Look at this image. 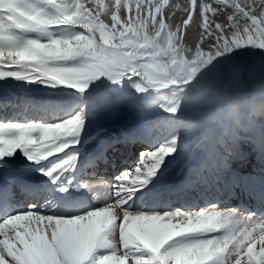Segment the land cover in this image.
Wrapping results in <instances>:
<instances>
[{
  "label": "snow or ice",
  "instance_id": "6c2138e0",
  "mask_svg": "<svg viewBox=\"0 0 264 264\" xmlns=\"http://www.w3.org/2000/svg\"><path fill=\"white\" fill-rule=\"evenodd\" d=\"M221 117L264 173V0H0V264H264V179L177 203Z\"/></svg>",
  "mask_w": 264,
  "mask_h": 264
},
{
  "label": "rangeland",
  "instance_id": "374dc122",
  "mask_svg": "<svg viewBox=\"0 0 264 264\" xmlns=\"http://www.w3.org/2000/svg\"><path fill=\"white\" fill-rule=\"evenodd\" d=\"M107 3H108V0H105V4H107ZM245 75L247 76V73H245ZM245 90L248 91V90H250V88H246ZM135 117L138 119H136ZM141 118L145 119L143 117H137V115L135 113H133L131 115L126 114V113H122L118 117H114L111 115L105 116L104 119L101 121V126L104 129L103 134H106L108 132H113V131L117 132L118 131L117 134L121 135L122 134L121 132H123L128 125H132L133 122L138 121ZM230 129H231V122L229 120L223 118V117H221L219 120H213L211 123H207V124L202 125L194 137L189 136L188 141L185 144V151L179 159V166L183 167L186 170H189L190 166L192 164L200 163V162H201L200 164H202V162H203L202 165H204V163H205L206 167L209 166L208 168H210V170L212 172V177L220 175L222 177L225 176L228 178L229 176H226V175H230V172H232L233 168H236V167H237V170H239V172L240 171H242V172L250 171L251 172L254 170L256 174H259V175L264 174V173H261V171H260V165L257 163V158H258V157H256L257 153L255 151H253L252 144L249 142H246L243 139L240 140V142H238V146L236 144H234L232 141V138H231ZM153 132H154V134H158V130H156V129H153ZM239 134H241V136L248 135L247 133H244L242 131L239 132ZM240 144L244 146L243 150L247 151L249 153V156L252 158L249 162L250 167L248 169H247V166H245L243 168L242 167L243 165L240 166L238 164L241 161L240 160L241 151L239 150ZM212 146H214V147H212ZM127 147L128 146L119 148V149H121L120 154L125 152L127 150ZM138 147H142V146H138ZM221 152H224V153H221ZM219 155H221L220 156L221 159L219 158ZM253 158H256V159H253ZM190 159H192V160H190ZM211 160H213V161L211 162ZM223 160H228L227 161L228 164L232 162L231 164H229L230 167L228 170H224V168H221ZM215 161H217V162H215ZM256 163H257V165H255ZM232 166H234V167H232ZM176 182H178V180H176ZM210 182H211V179H210ZM210 182H208V183L212 184V182L211 183ZM187 191H189V190H187ZM194 191H196V190H194ZM193 194H195V193H193ZM177 202L178 203H184V201L181 199V197L177 198Z\"/></svg>",
  "mask_w": 264,
  "mask_h": 264
},
{
  "label": "bare ground",
  "instance_id": "6f19581e",
  "mask_svg": "<svg viewBox=\"0 0 264 264\" xmlns=\"http://www.w3.org/2000/svg\"><path fill=\"white\" fill-rule=\"evenodd\" d=\"M136 118V117H135ZM134 119V118H133ZM138 119V118H136ZM142 120V118L140 119ZM140 120L138 121H135L133 122L132 125H128L126 128L130 127V126H134L136 125L137 123L140 122ZM129 121V120H128ZM133 121V120H132ZM226 129V128H225ZM211 130V129H210ZM209 130V131H210ZM125 131V130H124ZM123 131V132H124ZM213 131V130H212ZM118 132V131H117ZM116 131H113V132H108L106 134H103L104 136L106 137H116V136H120L117 134ZM123 132H121L123 134ZM120 133V132H119ZM121 134V135H122ZM241 136V134H239ZM240 142V141H239ZM140 146V145H138ZM137 145H130L128 150H126L122 155H121V159L119 161V164H123V165H128L131 163V161L133 160V158L135 157L136 155V147H138ZM225 146V145H224ZM227 146V145H226ZM118 147H121V146H118ZM123 147V146H122ZM214 147V146H212ZM211 147V148H212ZM216 147V146H215ZM244 146L243 145H239V150L241 151V157H240V162L238 163L240 166L243 165L242 167L244 168L245 166H247V169L250 167V160L252 159L250 156H249V153L247 151H244L243 150ZM121 150V149H120ZM216 150V149H215ZM226 150V149H225ZM217 151V150H216ZM239 151V152H240ZM121 152V151H120ZM213 152V151H212ZM209 153V152H208ZM218 153V152H217ZM221 153H224V152H221ZM229 153V152H228ZM237 153V152H236ZM202 154V153H201ZM183 155V154H182ZM185 155V154H184ZM236 155V154H235ZM238 155V154H237ZM113 156V159H116V156H117V153H114L112 154ZM221 155H219V158H220ZM192 157V156H191ZM206 157V156H205ZM257 157V156H256ZM229 158V157H228ZM221 159V158H220ZM225 159V158H224ZM253 159H256V158H253ZM192 160V159H190ZM196 160V159H195ZM201 160V159H200ZM189 161V160H188ZM213 160H211L212 162ZM219 161V160H218ZM228 161V160H227ZM190 162V161H189ZM192 162V161H191ZM217 162V161H215ZM188 163V162H187ZM201 163V162H200ZM200 163H194L190 166V170L192 172H198L199 175L203 176V177H206L207 178V183L206 184H200V185H196L195 188H190L189 191H185L183 193H181L180 197L182 200H184V203L187 202V203H191L193 202L194 199H196L197 197L199 196H204L205 193H207V196L205 198H211L213 196V194H217V197H219L220 195H223V190H226L227 186L229 184H231L232 182L234 181H241V180H246L248 179L249 177L255 179L257 182H259L261 179H264V174H256L255 171H247V172H242L239 170H237V167L236 168H233V171L230 173V175H226V176H229L228 178L225 176L222 177L220 175L218 176H213L212 177V172L210 170V168L206 167L205 166V163L204 165L203 162L202 164ZM221 163V162H220ZM232 163V162H231ZM229 163V164H231ZM255 163V162H254ZM257 163L260 165L259 161H258V158H257ZM257 163L255 165H257ZM184 165V164H183ZM215 165V164H214ZM238 165V166H239ZM187 167V166H186ZM234 167V166H232ZM110 168V167H108ZM107 168V169H108ZM221 168H223L221 166ZM220 168V169H221ZM256 169V168H255ZM223 170V169H222ZM225 170V169H224ZM250 170V169H249ZM89 171H91V169H89ZM109 171V173L111 172V169L107 170ZM257 172V171H256ZM218 173V172H217ZM228 173V172H227ZM259 173V172H258ZM222 174V173H221ZM235 174V175H234ZM260 177V178H259ZM183 179V177L181 178V180ZM210 179H211V182L212 184H209L208 182H210ZM181 180H178V182L176 183H180ZM210 182V183H211ZM197 189V190H196ZM238 189V188H237ZM236 189V191H237ZM196 190V191H194ZM195 193V194H193ZM179 198V197H178ZM226 201V204H229L231 203L232 205H235L237 204L238 200H235V199H232L231 201H229L228 199H225ZM179 202V201H178ZM177 202V203H178ZM201 203L203 202L202 200L200 201Z\"/></svg>",
  "mask_w": 264,
  "mask_h": 264
}]
</instances>
